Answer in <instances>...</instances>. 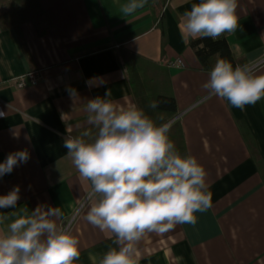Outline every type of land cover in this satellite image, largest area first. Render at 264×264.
I'll list each match as a JSON object with an SVG mask.
<instances>
[{
	"label": "crops",
	"instance_id": "1",
	"mask_svg": "<svg viewBox=\"0 0 264 264\" xmlns=\"http://www.w3.org/2000/svg\"><path fill=\"white\" fill-rule=\"evenodd\" d=\"M38 1L52 22L45 35L38 36L31 22L18 31L0 29V163L19 150L30 156L0 177V195L17 186L20 190L15 209H0V215L9 216L0 224V235L11 219L40 205L59 207L64 216L58 223L72 220L80 249L74 264H99L118 247L112 233L87 222L86 207L74 215L91 185L63 144L66 136L85 130L91 133L85 139L95 138L87 100L109 91L107 99L135 104L119 56L125 47L167 69L178 109L173 121L180 123L187 155L206 169L212 192V206L195 213V224H178L142 239L139 264H264V183L242 134L247 131L264 160V98L242 111L203 89L209 72L182 36L185 13L197 0H168L164 45L145 5L124 16L120 7L128 0ZM237 3L240 26L225 33L227 42L245 64L264 71V0ZM6 6L7 0H0V11ZM176 59L182 66L167 65ZM32 70L40 72L38 83L17 88L12 78Z\"/></svg>",
	"mask_w": 264,
	"mask_h": 264
},
{
	"label": "clouds",
	"instance_id": "2",
	"mask_svg": "<svg viewBox=\"0 0 264 264\" xmlns=\"http://www.w3.org/2000/svg\"><path fill=\"white\" fill-rule=\"evenodd\" d=\"M146 3L128 0L120 12L130 15ZM237 7V0H197L185 13L182 36L216 41L235 32L240 26ZM202 87L209 97L226 99L243 111L264 98V71L253 64L234 67L221 59ZM70 95L75 98L74 89ZM108 96L109 91L87 100V122L97 129L94 139H85L91 136L88 130L64 139L80 177L91 185L73 212L78 215L86 207L87 222L115 236L118 247L109 249L99 264H139L137 245L142 239L150 233L163 235L178 224H195V213L212 206V192L204 166L195 156L182 155L169 138L171 123L157 125L137 105L121 106ZM149 107L157 108L158 102ZM29 158L27 150L9 153L0 163V177ZM19 191L17 186L0 195V209H15ZM63 216L59 207L38 205L30 214L25 210L11 219L0 235V264H74L80 256L79 240L71 231L72 220L58 223ZM8 220L0 215V224Z\"/></svg>",
	"mask_w": 264,
	"mask_h": 264
},
{
	"label": "trees",
	"instance_id": "3",
	"mask_svg": "<svg viewBox=\"0 0 264 264\" xmlns=\"http://www.w3.org/2000/svg\"><path fill=\"white\" fill-rule=\"evenodd\" d=\"M168 0H147L145 6L151 13L152 21L160 30L162 45L166 41L164 24V9ZM31 22L38 36H43L51 28L52 22L38 0H7V6L0 11V29L18 31L21 25ZM203 45L204 47H200ZM188 46L193 50L201 68L210 72L218 60L225 59L236 65H244L242 57L235 56L227 42L226 35L213 41L210 37L189 41ZM119 56L125 68L127 82L135 105L142 108L145 114L157 125L167 123L177 113V103L170 84V76L165 66L160 65L128 48H119ZM158 102V107H149L152 102ZM95 128V127H94ZM96 129V128H95ZM243 138L249 147L251 155L257 164L260 177L264 183V160L248 138L247 131H242ZM169 138L175 143L176 149L187 156L180 123H171Z\"/></svg>",
	"mask_w": 264,
	"mask_h": 264
},
{
	"label": "built area",
	"instance_id": "4",
	"mask_svg": "<svg viewBox=\"0 0 264 264\" xmlns=\"http://www.w3.org/2000/svg\"><path fill=\"white\" fill-rule=\"evenodd\" d=\"M168 66H182V62L180 59H176L171 62H167ZM40 79L39 70L28 71L22 75L15 76L12 78L14 85L17 88H22L27 85H36Z\"/></svg>",
	"mask_w": 264,
	"mask_h": 264
},
{
	"label": "water",
	"instance_id": "5",
	"mask_svg": "<svg viewBox=\"0 0 264 264\" xmlns=\"http://www.w3.org/2000/svg\"><path fill=\"white\" fill-rule=\"evenodd\" d=\"M178 116H175L174 118H172L171 120H169L167 123H171L174 119H176Z\"/></svg>",
	"mask_w": 264,
	"mask_h": 264
}]
</instances>
